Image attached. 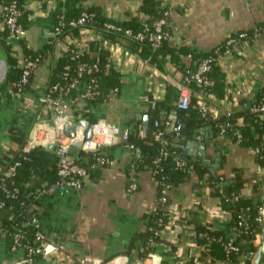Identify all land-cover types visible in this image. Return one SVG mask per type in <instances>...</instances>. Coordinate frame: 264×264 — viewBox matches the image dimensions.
I'll use <instances>...</instances> for the list:
<instances>
[{
	"label": "crops",
	"instance_id": "1",
	"mask_svg": "<svg viewBox=\"0 0 264 264\" xmlns=\"http://www.w3.org/2000/svg\"><path fill=\"white\" fill-rule=\"evenodd\" d=\"M23 1L25 9L30 11L28 45L45 55V59L34 73L29 91H15L9 85L0 90V161L12 144L9 134L12 126L30 133L34 125L48 119L42 128L49 135L54 126L53 117L45 108L41 109L39 101L55 65V60L52 62V58L46 56L44 45L54 36L58 17L66 12L67 0ZM141 1L81 0L80 3L84 7H100L111 21L124 22L139 18ZM161 1L169 7L168 41L173 47L186 46L194 52L210 51L240 31L258 32L257 37L243 40L219 56L218 62L225 74L224 97L211 94L199 101L201 106L208 108L212 119L250 111V105L257 101L264 89V28H260L264 26V0ZM3 28L0 16V34ZM101 34L97 39L86 31L88 41L82 47L88 57L97 56L101 48L110 49V66L120 73L119 91L107 101L91 104L89 108L88 102L73 101L68 113L71 124L88 120L86 113L89 112L96 118L95 123L107 129L101 133L100 140L106 147L103 153L113 163L89 169L80 191L62 193L54 186L41 196L38 212L42 231L49 241L58 245L57 251L39 259L26 260L23 251L10 250L6 236L0 235V264L149 263L144 261L146 256H140L141 241L136 239L133 242V239L146 229L158 206L157 184L148 167H137L139 153L123 145L127 140L122 138V133L128 129L131 134L132 128L138 127L139 134L144 125L140 117L149 115L151 99L162 98L167 83L176 86L181 82L180 74L169 60L163 69L151 65L141 56L140 47L130 39L117 36L115 42L108 35ZM186 60L190 61V58ZM40 111L42 116L38 117ZM169 115L174 117L176 113L172 111ZM239 120L242 121V117ZM77 130L83 131V127L78 126ZM205 133H210L205 141L212 144L207 147L212 161L208 164L211 172L216 171L214 164L220 159L219 166L223 161L221 172L226 177L230 178L235 168L242 171L246 181L242 190L245 195L258 193L264 183V168L251 152L252 147H243L229 135H216L210 127L201 129L200 135ZM182 156L196 161L193 155ZM132 184H136V188H132ZM170 209L176 212V216L160 231L168 243L156 245L152 252L155 264H204L197 258L198 247L193 231L196 222L209 223L214 229L224 231L226 236H233L231 213L213 195L210 174L202 178L192 174L188 180L173 186ZM185 213L192 220L177 224L179 216Z\"/></svg>",
	"mask_w": 264,
	"mask_h": 264
},
{
	"label": "trees",
	"instance_id": "2",
	"mask_svg": "<svg viewBox=\"0 0 264 264\" xmlns=\"http://www.w3.org/2000/svg\"><path fill=\"white\" fill-rule=\"evenodd\" d=\"M13 0H0V2H10ZM81 0H67L66 12L63 14L65 21L79 17L84 11L93 14V18L88 26L96 28L99 32L108 35L112 41H115L117 36H122L121 33L113 30H107L103 24L106 21H111L102 12L100 7L90 6L84 7L80 3ZM20 9L22 10V16L19 22L28 29L30 22V11L24 7L23 0H17ZM168 5L162 3L161 0H142L138 8L140 13L139 18L134 17L129 21L116 22L123 27H132L133 29H139L141 26V19L144 18L146 22H153L164 16V12L168 10ZM59 19V17H58ZM170 22L169 16H166L165 30L169 32L168 24ZM260 28H264L261 25ZM249 35L247 39L251 40L253 31H246ZM170 33V32H169ZM72 35L76 39H80L81 34L78 27H71L66 24L64 31L61 35L53 36L48 39L44 45L45 50L48 53H54L55 45L59 39L65 37V35ZM236 35V34H233ZM9 36V29L4 26L0 34V44L6 54L9 64V74L5 83L0 86V90L5 86H11L15 91H18V87L14 86V82H18L22 78L23 69L19 66V49L14 44L7 41ZM131 40V39H130ZM136 47H140L141 56L146 59L151 65H155L159 68H164L168 62L172 63L176 71L180 74V81L186 84L192 91L191 103L187 109H178L177 100L180 96V90L173 84L167 83L165 93L162 98L151 99L154 105L150 104L148 114L150 116V122L147 125L146 135L139 136L138 127H133L129 140L125 141L123 145L133 146V152L138 154L136 165L139 168L148 167L151 170L153 179L157 184V197L160 195V191L164 184L170 183L172 186H176L186 180H188L192 174H195L198 178H202L206 174H210L211 186L213 187V195L219 198L222 206L227 208L231 213L230 227L238 223L241 219L245 220L243 227L240 231H237L234 235V241L240 246L241 253L248 255L250 258L245 260L244 264H252L259 245L255 243L257 234L264 237V221L258 220L260 215V207L264 206V183L261 185L259 192L255 191L254 195L247 196L242 190L246 186V181L243 178L242 171L235 168L233 175L228 178L221 172L222 163L215 172H211L212 169L207 163L203 161H194L183 159L181 154L183 153L184 146L189 144L193 136L200 135L201 129L210 127L214 134H220V124L231 125L228 131V135L235 140L234 131L239 129L243 135L241 145L246 148L261 147L263 150V136H264V121L258 119L250 111L244 113H231L225 117L219 119H212L209 113L203 115L201 111V103L199 102L201 97L208 98L211 94H216L218 97H224L226 94L225 74L223 73L221 66L218 62L219 56L226 51V47L223 45L216 46L210 51L194 52L192 49L186 46L173 47L169 44L168 39L164 40L158 49H153L151 44L145 40L144 42L131 40ZM18 45L21 48V52L25 55H31L33 57L42 55L40 51L34 50L28 45L27 39L18 40ZM110 49L101 48L99 54L94 57H88L86 54L81 55L80 60H73L70 55H62L58 58L55 65L52 66L51 74L48 80V88L58 81L67 83L77 76V64L78 61H88L93 63L97 61L98 69L92 73H85L80 79L81 82H88L90 79H95L98 83V89L100 94L94 99H90L87 104V108L91 104H97L105 102L108 99L110 92L120 87V73L110 66L109 61ZM167 55L170 56L167 59ZM213 58L211 62V68L207 73L209 79L213 81L211 85H199L196 80L189 77L186 80V76L196 71L200 61L204 58ZM186 58H190L187 61ZM66 65H70L69 75L62 76V71ZM33 76H30L29 82L22 86L23 91H29L31 89V82ZM83 84L75 86L69 98H74L78 92L82 89ZM264 95V89L259 100ZM45 108L42 104L41 109ZM175 111L176 117L182 124V128L179 132L169 131L166 128L165 120L169 114ZM88 120L91 123L96 122L89 112L86 113ZM42 113L39 112L38 117H41ZM242 117V121H240ZM159 119L162 121L160 127L153 125L154 120ZM162 131L161 139L156 138V134ZM11 137V146L6 150V154L0 161V178L4 177V184L6 187L15 189L17 192L15 196H7L3 190H0V202L4 203V206H0V227L4 231L7 238L9 249L12 250L13 234L20 232L24 235L21 242L25 244L27 241L29 245L36 246L35 238L37 236V228L30 223V220L34 214H38V209L34 205L41 204V196L44 192L54 188L58 179L57 175V150H49L45 146H35L30 151H24V147L28 141L29 130H24L17 126H12L9 130ZM162 141L166 142L169 153L162 158L159 166L154 163L155 159L160 155ZM102 146L99 151L105 149ZM77 161L91 169L97 164V152H86L80 150L76 154ZM184 160L186 164L184 166H178L177 160ZM259 164L264 168V158H259ZM18 162L16 171L14 174L6 176V172L11 165ZM192 166V168H191ZM163 207L158 205L153 211L150 221L148 222L146 229L143 232L137 233L133 239L141 241V246L144 247L143 251H140V256L145 257L150 252L156 249V245L161 242H166L161 236V229L169 223L170 217L163 216ZM163 218L162 225H159V218ZM192 219H189V214H181L177 219V224H186ZM195 232V243L198 247V260L204 264H214L221 262L224 264H240L241 257L233 251H228L226 244L228 237L224 231L216 230L209 223L196 222L193 228ZM132 242V243H133ZM168 243V242H166ZM172 245V242H169ZM173 248V245L171 246ZM43 255L40 253H34L31 255L32 259H39Z\"/></svg>",
	"mask_w": 264,
	"mask_h": 264
},
{
	"label": "built area",
	"instance_id": "3",
	"mask_svg": "<svg viewBox=\"0 0 264 264\" xmlns=\"http://www.w3.org/2000/svg\"><path fill=\"white\" fill-rule=\"evenodd\" d=\"M22 10L20 9L17 0H13L10 2H0V16L2 18L3 26H6L9 29V36L7 37V41L14 44L15 47L19 49L18 40L20 39H28V29L25 28L20 22L19 19L22 16ZM169 10L164 12V16L158 20H154L153 22H146L144 18L141 19V26L139 29H133L132 27H123L120 24L106 21L103 26L107 30L117 31L122 34L123 37L127 39H131L134 41L144 42L147 40L152 48L158 49L162 42L166 39H169L170 33L165 30L166 24V16H169ZM93 18V14H90L84 11L79 17L69 20L67 23L65 21L64 15L61 14L57 21V24L54 27V36L61 35L68 24L71 27H78L79 32L81 34L80 39H76L72 35H65L64 38L59 39L55 45L54 53H48L46 56H49L52 62L57 63L58 58L62 55H70V58L73 60H80L81 55L85 54L83 50V46L87 44L88 37L86 35V31L91 33V37L100 38L101 32H99L96 28L92 26H88L87 24ZM258 36V32H254L252 38ZM249 37L246 31H240L236 33V35H230L224 42V46L226 47V51L230 50L232 46H236L240 44L241 41L247 39ZM222 44V43H221ZM220 44V45H221ZM222 46V45H221ZM20 51V49H19ZM22 53V52H21ZM167 57H170L169 55ZM45 59V55L39 56H31L25 55L22 53L19 66L23 69L22 78L18 82H14L13 85L18 87V91L22 92V86L29 82L30 76H32L42 65ZM213 58L207 57L200 61L196 71L192 72L190 76H186V80L191 77L196 80L199 85H211L213 81L208 78L207 73L211 68V62ZM98 69L97 61L90 63L88 61H78L77 64V76L74 77L71 81L67 83H62L61 81L56 82L51 87L48 88L46 84L44 93L40 96L39 101L45 106V110L53 117L54 126L52 129V133L46 134L43 132V126L47 124L48 119H43L38 122L31 129L28 137V141L24 147V151H30L35 146H48L52 143H57V175L58 179L56 181V187L61 190L62 193H70L71 191H80L83 189L84 180L89 173V168L85 165L80 164L77 161L76 155L71 154L69 152V147L71 144H75L78 141L83 142L82 150L86 152H97V164L98 165H108L112 164L113 161L109 156L105 155L99 149L102 147V142L100 140V135L103 132H106L107 129L103 128L100 123L91 124L93 127V134L91 139H86L83 131L76 132L74 137L68 136L64 133L65 126L67 124H71L69 122V108L73 101H85L88 102L90 99H94L97 95L100 94L98 89V83L95 79H90L88 82H81L80 79L85 73H92L94 70ZM70 70V65H66L62 71V76H68ZM79 84H83V89L77 93L74 98H69L68 95L71 93L72 89ZM177 88L180 90V96L177 100V108L178 109H187L191 103L192 91L191 89L184 83L178 82ZM119 89H113L108 98L111 95H116ZM150 103L154 105V102L151 100ZM249 110L253 113L258 119L264 121V95L257 101L253 102ZM202 114L205 115L208 113V108L206 106L201 107ZM162 121L159 119H155L153 125L155 127H160ZM166 128L169 131L179 132L182 128L181 122L178 121L177 117L168 116L165 120ZM220 134L228 135V131L231 128L229 123L220 124ZM116 129V128H115ZM147 125H143L139 130V136L146 135ZM162 131H159L156 134L157 139H161ZM235 141L237 143H241L243 139V135L239 129H235L234 131ZM122 138L124 140H129L130 131L126 129L122 133ZM133 150V146H130ZM251 152L254 153L259 158H264V154H262L261 147H252ZM169 153L167 149V145L165 141H162L160 155L155 159L154 163L156 166L160 165L162 158L165 157ZM18 162L14 163L9 167L6 172V176L12 175L16 171V166ZM176 164L178 166H184L186 162L184 160H177ZM192 168V166H191ZM4 177L0 178V190H3L7 196H15L18 191L17 188L11 189L5 186ZM132 188H136V184L131 185ZM173 186L170 183L164 184L160 191V195L156 198L157 205L163 207V216L167 215L170 219L174 220L176 216V212L171 211L170 209V192ZM0 206L3 207L4 203L0 202ZM35 208L38 209V206L34 205ZM260 215L258 216V220L264 221V206L260 207L259 210ZM30 223L37 228V236L35 238V242H37L36 246L29 245L28 241L25 244H22L21 240L24 235L20 232H15L13 234V251H23L26 260L32 259L31 255L34 253H40L43 256H48L53 251H57L59 249L58 245L49 241L42 231L40 216L38 214H34L30 220ZM163 218H159V225H162ZM245 223L244 219H241L238 223L231 226V231L233 236H227L228 242L226 244V248L228 251H233L236 254L240 255L241 261L240 264H244L245 260L249 259L248 255L241 253L240 246L235 243L234 235L240 231V228L243 227ZM0 235H5L4 231L0 227ZM260 237L257 234L256 240ZM255 240V241H256ZM141 251L144 250L142 246L140 248ZM144 261H149L148 264H155V258L152 252H150L145 258Z\"/></svg>",
	"mask_w": 264,
	"mask_h": 264
},
{
	"label": "water",
	"instance_id": "4",
	"mask_svg": "<svg viewBox=\"0 0 264 264\" xmlns=\"http://www.w3.org/2000/svg\"><path fill=\"white\" fill-rule=\"evenodd\" d=\"M9 74V64L6 57V54L2 48V45L0 44V86L6 82ZM140 118L143 119L144 125H148L150 122L149 115H142ZM82 126L83 127V133L86 136V139H91L93 134V127L91 125V122L87 119H82L73 122L72 124H67L64 129V133L68 136L74 137L77 132V127ZM210 133H205L204 135H194L192 141L184 146L183 153L184 155H193L195 159H202L203 162L207 164H212L210 156L207 154V147L209 145H212L211 143H207L205 141L206 138H208ZM57 143H52L46 146L49 150H55L57 147ZM83 142L78 141L75 144H71L69 147V152L71 154H76L80 150H82ZM140 153V151H138ZM181 154V156H182ZM219 162L220 159H217V163L214 164V167L216 170L219 168ZM264 256V247L261 245L255 255V258L253 260L252 264H261L262 259Z\"/></svg>",
	"mask_w": 264,
	"mask_h": 264
},
{
	"label": "rangeland",
	"instance_id": "5",
	"mask_svg": "<svg viewBox=\"0 0 264 264\" xmlns=\"http://www.w3.org/2000/svg\"><path fill=\"white\" fill-rule=\"evenodd\" d=\"M257 245H259V246H263L264 247V237H259L257 240H256V242H255ZM255 258V257H254ZM254 258H253V260H254ZM261 264H264V256H263V259H262V263Z\"/></svg>",
	"mask_w": 264,
	"mask_h": 264
}]
</instances>
